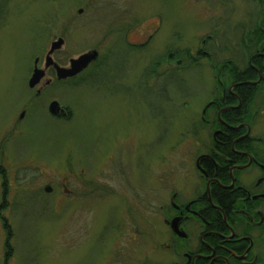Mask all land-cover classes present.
<instances>
[{
    "label": "rangeland",
    "instance_id": "obj_1",
    "mask_svg": "<svg viewBox=\"0 0 264 264\" xmlns=\"http://www.w3.org/2000/svg\"><path fill=\"white\" fill-rule=\"evenodd\" d=\"M262 4L0 0V264H104L128 243L119 240L131 226L129 264H151V240L164 227L146 208L168 204L176 192L177 142L190 148L192 125L200 123L193 119L213 89L226 83L218 71L226 60H237L243 33H251ZM59 38L64 44L56 59L65 65L95 49L101 63L67 85L84 87H53L33 99L34 58ZM200 49L210 58L198 55ZM169 53L176 57L168 60ZM121 62L126 77L115 72ZM103 73L112 84L126 85L129 93L125 86L118 92L128 98L105 100L86 87L97 88ZM52 100L70 120L51 117ZM99 178L101 199H66L64 187L75 190L73 181ZM45 186L53 193H44Z\"/></svg>",
    "mask_w": 264,
    "mask_h": 264
},
{
    "label": "flooded vegetation",
    "instance_id": "obj_2",
    "mask_svg": "<svg viewBox=\"0 0 264 264\" xmlns=\"http://www.w3.org/2000/svg\"><path fill=\"white\" fill-rule=\"evenodd\" d=\"M257 6H260L259 3ZM263 9L261 6L257 21L251 26V33H243L237 60H226L223 72L218 71L224 75L226 83L222 82L213 89L201 116L193 119L200 123L192 125L190 148L183 150L179 147L184 144L182 139L177 142V190L172 194V199L158 208L150 209L149 205L146 208L145 214L160 216L164 227L163 231L156 229L158 237L155 235L151 240L150 252L155 259L150 261L151 264H264ZM62 47L51 54L52 63L49 66L47 56L50 49L44 57L34 58L32 73L35 68L42 70L44 82L32 89L28 86L34 93L33 99H40L53 87H84L67 85L83 78L85 72L99 60L101 63L102 56L95 49L98 57L87 69L73 78L59 81L55 65L68 69L73 60L68 59L65 65V62L56 59ZM200 50L198 55L203 53L208 57ZM175 57V54H168V60ZM115 68L116 73L125 77L128 75V67L122 62ZM156 70L153 69L152 74ZM95 83L99 84L97 88L95 85L86 87L96 90V96L100 98L107 100L119 94L121 98H128L118 92L126 85L112 84L104 73L97 77ZM54 101H50L48 108ZM61 109L65 111V116L59 113L51 117L70 120L68 110ZM194 125L209 128L204 133ZM95 181L94 185L84 180L73 181L71 188L75 190L64 187L66 199L72 203L101 199L100 178ZM46 188L50 189L49 194L53 193L51 186H45L44 193H47ZM92 191L97 194L95 197L91 196ZM126 202L129 203V198H126ZM115 224L118 222L115 221ZM113 231L116 233L118 230ZM133 235L131 226L119 240L121 242L124 238L128 243L124 242L119 251L116 248L114 259L113 252H110L109 260H105L104 264H129V246L134 240Z\"/></svg>",
    "mask_w": 264,
    "mask_h": 264
},
{
    "label": "water",
    "instance_id": "obj_3",
    "mask_svg": "<svg viewBox=\"0 0 264 264\" xmlns=\"http://www.w3.org/2000/svg\"><path fill=\"white\" fill-rule=\"evenodd\" d=\"M83 11L79 10L78 13L81 14ZM64 44L63 39H58L54 42H52L51 47H50V51H49V55L47 56V60H48V66L52 63V59H51V54L53 52H55L56 50H59ZM98 57V53L97 51L93 50L91 52L85 53L83 55H81L80 57H78L77 59H73L70 61V67L68 69H64V68H60L58 66L55 65V69H56V77L59 81L62 80H66L68 78H73L75 76H77L78 74H80L81 72H83L85 69H87V67L94 62ZM44 78V72L42 70H39L37 68L34 69L32 76L28 82V86L30 89L34 88L35 86H37L38 84H40V82L43 80ZM49 113L52 116H57L59 115V113L62 114V116H65V111L62 110L60 108V105L58 102L54 101L49 105ZM20 118H22V115L20 116ZM46 192L49 193L50 189L46 188Z\"/></svg>",
    "mask_w": 264,
    "mask_h": 264
},
{
    "label": "trees",
    "instance_id": "obj_4",
    "mask_svg": "<svg viewBox=\"0 0 264 264\" xmlns=\"http://www.w3.org/2000/svg\"><path fill=\"white\" fill-rule=\"evenodd\" d=\"M263 4L261 6L264 5V0H262ZM264 11V10H263ZM236 78H238L237 76H235ZM4 188V187H3ZM6 248H8V245L6 244Z\"/></svg>",
    "mask_w": 264,
    "mask_h": 264
}]
</instances>
